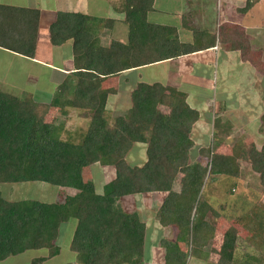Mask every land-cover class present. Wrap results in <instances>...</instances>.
I'll return each instance as SVG.
<instances>
[{
	"label": "trees",
	"instance_id": "obj_1",
	"mask_svg": "<svg viewBox=\"0 0 264 264\" xmlns=\"http://www.w3.org/2000/svg\"><path fill=\"white\" fill-rule=\"evenodd\" d=\"M249 1L246 8L253 0ZM124 2L128 40H113L108 46H102L99 37L103 30L111 29L113 20L57 11L49 26V42L59 47L71 41L74 71L62 80L58 95L48 103L36 101L30 94L19 97L0 89V184L36 181L75 190L71 195L62 193L61 199L52 203L7 201L0 196V263L28 249H46L48 261L54 260L61 251L59 230L73 220L70 239L64 238L62 243L81 264H151L145 257L146 225L136 213L124 212L117 202L127 195L165 193L155 218L163 228L175 227L177 236L173 242L160 240L164 264H185L188 256L205 257L201 249L212 238L211 221L219 215L203 196L208 175L238 177V161L242 160L260 174L264 187V147L258 151L252 144L241 147L238 156L216 149L222 136L228 137L233 130L222 114L223 101L213 112L212 149L199 148L193 163L189 156L194 147L191 133L199 112L189 106L186 93L175 87L140 82L130 91L125 113L111 121L107 118L106 102L114 91L105 86L116 81L122 71L199 52L216 42L224 50L239 51L243 61L252 62L251 43L237 25L231 27L235 34L230 35L222 27L219 38L216 32L193 28V43L182 44L172 35V28L148 24L153 0ZM39 19L36 8L0 4V48L33 59ZM167 46L171 50L163 52ZM51 107L84 111L90 116L86 131L70 133L61 121L45 122ZM259 121V132L264 133V112ZM136 143L146 146V160L139 167L129 166L125 160ZM202 159L207 162L201 164ZM94 164L114 169V178L101 193L82 176L81 167ZM252 224L251 231L264 233V208L253 212ZM188 238L189 255L179 247ZM260 240L264 250V234ZM235 245V233L225 232L216 264H235ZM258 263L264 264V251ZM30 264H42V259Z\"/></svg>",
	"mask_w": 264,
	"mask_h": 264
},
{
	"label": "rangeland",
	"instance_id": "obj_2",
	"mask_svg": "<svg viewBox=\"0 0 264 264\" xmlns=\"http://www.w3.org/2000/svg\"><path fill=\"white\" fill-rule=\"evenodd\" d=\"M95 2L96 5L93 3V6L96 11H91V15L103 17L104 19H110L109 17L111 16L113 19L110 20H117V23H122V25L127 26L124 23V0H95ZM204 2L208 5L206 9L210 11L209 5L211 4V0H205ZM248 2L250 1L239 0L237 4L238 7H236L235 10L241 12V14H239V24L235 25L239 26V28L247 25L251 28L253 27V30L249 28V36H251V41H253L252 44L257 48L256 50L252 49V64L250 62L248 64L251 66L252 69L250 70L252 71L248 73V76L242 77V74L245 73L242 72V66L236 67L229 64H222V83L219 81L222 87L216 86L215 90L213 85L214 77L211 79L213 80V84H211L209 88L214 91H212L213 94L211 97L209 96L208 104L202 106V109L205 110L204 112L207 114V118H202V121H200L192 132L194 147L189 154L191 163L198 158L197 150L199 148L202 146L211 148L213 138L215 137L213 134V112L222 101L225 104V111L222 114L233 124V130L228 137L222 136L223 140L221 139L219 143L220 146L216 148L217 151L222 154L232 153L238 156L241 147H248L252 144L256 151L264 147V133L259 132V117L264 112V0H253L250 6L246 8ZM78 3L82 5L84 0H78ZM167 4L168 3H166V5ZM223 4L222 2V5ZM77 7L79 9V6ZM168 7L169 6H167V8ZM162 9H166V7ZM218 9L217 11L216 9L214 10L215 21L217 19H222V16L226 17L224 15L220 17L223 11L220 9V12ZM229 17L230 16L226 17L228 18L227 20H229ZM207 20L209 21V19ZM223 20L224 19L217 23L215 22V30H212V33L216 32L218 38V32L221 31L222 27L226 28L227 35L234 33L233 28H231L234 23H231L230 20L229 22ZM237 32H239V29ZM158 34L162 35L164 33ZM113 35L114 33L111 32V30L109 31L106 29L103 30L99 38L103 42L102 39L104 37L105 44L103 45L108 46L111 41L117 40ZM125 36H129V29L127 27ZM249 36L247 37L250 38ZM158 40L162 41L161 39ZM226 44L227 46L229 45L227 42ZM166 50H171V48L167 46L164 48L163 52ZM220 54L218 57L219 60L221 58ZM10 55L12 56L11 59L18 58V56L15 57V54ZM213 57L215 58L217 55L214 54ZM15 63L16 64H13L11 61H4L3 58L0 59V89H6V91L14 93L19 97L30 94L34 100L43 103H48L51 98L58 95V85L57 87L53 86V82L56 85L54 80L51 82L47 79L45 86H42L43 83L36 70H32L31 73L30 70L23 65V62L15 61ZM158 70L159 69H155V71H151L150 74L154 77L156 75L154 72L157 73L159 72ZM49 73V69H44L40 72V75L45 76ZM217 73L220 78V72ZM55 75L56 73L52 75L54 79H56ZM30 77H34V81ZM115 78L116 81H113L111 85L107 84L105 86L111 92L124 89V86H119L120 81L118 82V77ZM60 81H62V78ZM223 87H226V89ZM40 94L43 96L39 97ZM113 95V92L110 93L108 99ZM106 105V116L110 121L125 113L124 109L120 112H116V110L110 111L111 101L108 103L107 100ZM160 109L166 112L165 109L161 107ZM45 118V122L47 123H53V121L57 120L63 122V128L67 132L84 133L87 129L90 116L87 117L86 113L81 110L67 108L65 111H61L57 107H51ZM145 147L146 146L141 143L133 144L125 158L129 166L139 167L145 162ZM206 162L207 161L204 159L200 160L201 164H205ZM238 163L240 169L238 177L224 175H208L206 177L203 193L204 199L219 215L214 217L211 221L213 226L212 238H210L201 249L205 257L190 258V256H188L185 264H216L219 258L223 235L227 231L234 232L236 236V245L233 250L234 263L260 264L258 260L263 258L264 251L260 239L264 233H255L251 231L252 229H249V227L252 228L253 225V212L264 208V187L260 182V174L252 169L250 163L242 160H239ZM104 170H106V172ZM81 171L83 179L91 182L95 187V191L98 193H101L103 191V186L114 178V169L112 167L105 168L94 164L91 166H82ZM104 172L105 175H102ZM173 189L175 191L179 189L178 183L174 184ZM62 193L71 195L75 193V190L55 187L36 181L0 184V196L7 201L37 200L44 203H52L61 199L63 196ZM155 196L144 194L127 195L119 198L117 203L124 212L128 214L136 213L139 220L146 225L144 245L145 257H147L148 262L151 264H164V249L159 245L160 240L164 239L170 242L176 241L177 231L175 227L163 228L158 224L155 218L158 211L157 206L164 196L161 197L162 195H159V197L162 198L159 201L154 199ZM249 217H251L250 220L248 219ZM71 224L73 227V220H70L69 223L63 225L59 230L58 242L61 246V251L60 255L54 260L48 261L46 249L38 251L28 249L0 264H30L31 261L29 262V260L31 257V260L42 259V264H81L80 259L74 253L67 250L66 243H62L63 240L70 239V235L73 231V229L70 228ZM69 228L70 232H68ZM66 234L69 236H66ZM255 234L257 235L256 238L253 236ZM179 247L180 250L189 255L192 248L190 239L188 238V240H185L182 244L180 243ZM22 254H25V256Z\"/></svg>",
	"mask_w": 264,
	"mask_h": 264
},
{
	"label": "crops",
	"instance_id": "obj_3",
	"mask_svg": "<svg viewBox=\"0 0 264 264\" xmlns=\"http://www.w3.org/2000/svg\"><path fill=\"white\" fill-rule=\"evenodd\" d=\"M204 1L205 0H153L152 8L147 13V21L150 25L156 27L172 28L174 30L173 35L175 36V39L178 41V43L182 44L193 43V28L195 30H206L212 33L215 22H220V20L222 19H224L223 21L228 22L230 20L231 23H234L232 25L239 24V14H241V12L235 10V8L238 7L237 4L239 0H211V4L209 5L210 11L206 9L208 5L205 4ZM222 2L224 3L223 5ZM93 3L94 5H96L95 0H84V3H82V5L81 3H78V0H0V4L36 8L40 11L38 36L35 45L36 48L34 52V58L27 59L15 54V57L18 56V58H14L13 56L14 59H11V53L0 48V59L3 58L4 61H11L13 64H16L15 61L23 62V65H25L31 73L32 70H36L37 73H39V76L41 78L40 80L43 83L42 86H45L46 80L49 79V81L51 82H53L54 80L56 82V85L53 82V86L57 87V85L62 82L60 81L61 78L63 80L65 77L69 75L71 76L74 71L72 65L71 41H66L59 47H53L49 42V26L55 20L57 11L67 10L73 12H82L91 15L90 12L94 10ZM166 3L168 4L166 5ZM77 6H79V9ZM167 6H169V9L167 8ZM161 7H166V9H162ZM215 9L216 11L217 9H221L223 11L221 12L220 10V17L222 15L226 17L230 16L229 20H227L228 18L222 16V19H217L215 21ZM95 11L96 9L94 10V12ZM109 18L113 19L111 16ZM207 19H209V21ZM116 21L117 20H114L111 29L107 30H111V32L114 33L113 36H115L117 40H119V42L126 43L128 40V37L125 36L127 26L122 25V23H117ZM240 28L244 32L246 37L249 36V28L253 30V27L251 28L248 25ZM249 37L250 38L247 37V39L251 43L252 49L256 50L257 47H254V44H252L253 41H251V36ZM102 40L103 42H100L101 45L106 46L103 45L105 44V38L103 37ZM214 54L217 55V57L214 58ZM219 54L221 56L220 60L218 58ZM249 62L250 61L242 60L239 51L224 50L219 47L218 43L216 42L213 47L199 52L184 54L176 58L164 60L141 68L122 71L118 75V82L120 81L119 86H124V89L115 91L113 93L114 95L108 99V103L109 101H111L110 111L116 110V112H120L123 109H127L130 105V91L138 83L158 82L162 85L175 87L177 90L186 93L187 103L189 104V106L199 112V120L196 123L197 125L195 124L193 126V132L194 128L198 126L200 121H202V118H207V114L206 112H204L205 110L202 109V106L208 104L209 96L211 97V95L213 94L212 91L214 90H211V88H209V86L213 84V80L211 79L214 77L213 85L215 87V90L216 86H221V84H219V81L222 83L221 65L229 64L236 67L242 66V72H245L244 74H242V77H244L248 76V73H251L252 71L250 70L252 69L251 66L248 65ZM44 69H49L50 73L48 75L42 76L40 75V72H42ZM155 69H159V72H154V74L156 75L153 77L150 72L155 71ZM217 72H220V78ZM53 73H56V79L53 78ZM30 78L33 79V81L35 79L34 77ZM223 88L226 89V87ZM42 96L43 95L41 94L39 95V97ZM104 171L106 172V170ZM105 172L102 173V175H105ZM106 177L108 178L107 175ZM144 195H156L154 199L159 201L160 199H162L159 197V195H162L161 197H163L165 196V193ZM22 255L25 256V254ZM31 259L29 260V262L31 261Z\"/></svg>",
	"mask_w": 264,
	"mask_h": 264
}]
</instances>
